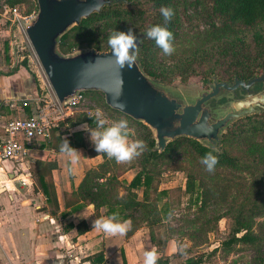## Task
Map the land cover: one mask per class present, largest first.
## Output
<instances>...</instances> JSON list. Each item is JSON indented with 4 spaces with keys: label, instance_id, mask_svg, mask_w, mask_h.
<instances>
[{
    "label": "trees",
    "instance_id": "trees-1",
    "mask_svg": "<svg viewBox=\"0 0 264 264\" xmlns=\"http://www.w3.org/2000/svg\"><path fill=\"white\" fill-rule=\"evenodd\" d=\"M128 4H116L106 7L100 14H94L83 20L80 26L63 36L59 48L64 54L74 52V47L90 48L98 51L111 49L108 40L85 37L80 39L77 45L70 46V37H80L86 34L87 30L95 24L117 23L128 20L129 24L121 31L126 32L132 28L136 35L147 31L150 26H166L174 34L173 44L180 38L182 20L177 11V3L180 0H125ZM10 6H30L28 16L36 7L32 0H7ZM161 7H171L174 15L170 22H165L160 13ZM190 7L193 8L199 18L205 19V28L198 33V41L203 43L193 53L185 56L167 71L159 63V55L163 52L154 40L144 41L143 47L139 50V58L146 74L156 80L171 82L174 78L186 81L192 75H200L203 63L206 62L208 51L217 56V67L209 74L217 75L221 81L235 80L236 78L248 81L264 74V0H192ZM189 7V8H190ZM35 9V10H36ZM212 48V49H209ZM9 51V45L6 52ZM20 68L28 70L27 63L19 64L16 68L7 71H0V76H13ZM84 97V93L82 94ZM27 107V106H26ZM29 108V107H28ZM121 119L132 122L140 128V139L147 144V150L138 158L127 164H118L114 159H109L104 153L93 152L88 147L85 139V131H77L76 128L87 124L92 128L96 127L95 117H90L86 112H78L65 121L60 122L51 130L49 140L35 144L36 150L48 151L56 155L63 154L60 149L64 139L69 145L77 150L85 149L91 157L102 156L103 162L97 167L89 169L83 177L77 190L64 193V206L69 213H62L66 218L85 206H93L94 212L90 214L89 221L83 220L77 225L73 222L64 226L63 231L71 232L76 230L79 236L90 231L93 219L107 217L119 212L121 220L132 221L131 229L127 232L126 239H130L139 230L146 227L150 231L148 235L152 245L160 255L157 264H171L170 258L164 255L168 242L171 238L157 240L154 229L163 224V218L157 206V198L167 194L168 191H160V184L163 171L160 163L166 155L173 154L181 148H187L195 158L192 166L182 170L186 171L187 183L185 193L195 196L200 202L199 214L193 220L199 224L204 233L203 245L208 243L209 233L216 229L225 215H217V208L221 204H228L233 198L237 209H231L232 214V235L226 245L241 244V248H247L254 252L253 264H264V230L262 225L256 226V219L264 217V192L256 188L254 198L247 200L244 204H238L233 197L235 184L230 173L241 172L256 176L261 171L264 162V152L258 145L249 143L252 136H264V112L249 116L234 123L222 137L221 152H213L219 158L214 172H208L201 158L213 150L199 143L198 141L180 138L169 143L167 149L159 154L155 151L156 141L152 131L142 123H138L126 115L110 109ZM4 115L11 112L3 113ZM31 115V114H29ZM135 127V128H136ZM65 128V130H63ZM137 129V128H136ZM72 130L74 132H72ZM72 132V133H70ZM130 136V134H129ZM134 136V135H131ZM130 136V137H131ZM246 147V156L234 155L232 150L235 147ZM36 168L29 175L34 179L35 193H41L47 206L45 210L50 211L51 216L59 212V200L52 173L59 169L58 162L36 161ZM139 168V169H138ZM177 167L175 170H180ZM136 171L134 178L127 183L121 181L123 175L129 171ZM114 171L115 174H111ZM110 176V177H108ZM261 182L262 180H258ZM126 184V185H123ZM126 186L127 198L121 200L117 193V186ZM143 190V200H140L137 192ZM106 208V213L101 209ZM139 212V214H135ZM238 237V235H240ZM179 249V246H178ZM217 249L213 251L216 253ZM179 254L177 251L176 255ZM93 264H105L103 253L98 254ZM203 255L193 259H186L185 264H203Z\"/></svg>",
    "mask_w": 264,
    "mask_h": 264
},
{
    "label": "rangeland",
    "instance_id": "rangeland-1",
    "mask_svg": "<svg viewBox=\"0 0 264 264\" xmlns=\"http://www.w3.org/2000/svg\"><path fill=\"white\" fill-rule=\"evenodd\" d=\"M32 1L35 2L36 6L38 7L37 0ZM191 1L192 0H180L177 3V11L182 20V26L180 30V38L176 43L173 44L175 51L172 55H165L163 52L159 55V63L167 71H170V69L176 65V61L193 53L203 43L202 41H198L197 37L198 33H200V31L205 28V19H201L198 17V15H196L193 8L190 7ZM122 4H128V2L125 1ZM1 5L2 0H0V11ZM29 7L30 6L27 5L21 7V12L23 15L29 12ZM35 9L36 7L33 8V11L28 16L34 17L38 12V8L36 10ZM22 23L23 22L14 24L11 21L8 22V27L11 28V31L13 33L10 42H13L14 46L12 48V46L8 44L9 51L6 52L5 56L2 57L8 67L5 71L12 70L19 64H22L24 62L27 63L31 79L30 82L37 88V94L35 96L36 102H32V104L29 105V108L25 107L27 109L26 112H22L19 110L14 111V117L25 118L29 116V114L44 111L49 115L52 121H56L58 125L60 122L65 121L67 118L56 120L59 118V115L56 112L55 106L53 105L54 103L51 102V98L47 96L46 91V86L50 88L51 86L26 36ZM128 24V20L109 24H95L87 30L86 34L83 35L82 38L70 37L68 43L70 46L77 45L80 39L83 40L85 37L99 38V40L102 41L108 40V37L112 34L113 31H121ZM72 29L67 34H69ZM84 49L90 48L79 49L77 48V46H75L74 52H78ZM210 51L211 50H209L208 54H206L207 60L205 63H203L200 75H192L186 81H183L180 78H174L171 82L156 79L155 80L160 84H163L170 89L180 93L186 99L195 98L199 94L205 91H209L210 86L213 83V77L217 76H211L209 74V71L215 69L218 66L217 56L214 57V54H211L213 52ZM218 80L221 81L219 77ZM230 81L233 80L230 79L226 82ZM263 89L264 85H262V87L256 88L257 91ZM242 98H244V93L241 90H237L235 95L231 92L223 91L212 101V105L221 107L223 109L231 105L232 102ZM28 101H30V99ZM21 104V107L23 108L24 105L23 103ZM98 108L102 110L104 114L103 118H105L108 122L105 125L106 127L110 126L112 121L121 119L117 114H114L110 110L111 108L106 104L104 95L98 92H84V98L80 105L73 111V115L78 112H86L90 116V113H96V109ZM128 124L130 136L134 135L131 137L129 136L130 140L140 139V128L138 129V127H136L130 121H128ZM76 129H78L77 131H84L81 129V126ZM63 130H65V128H63ZM72 132L74 131L72 130ZM84 134V137L88 143V147L93 148L92 151L95 152L94 145L90 139V134L86 131L84 132ZM248 141L249 143L258 145L264 152V136H252ZM246 151L247 150L245 146L238 148L235 147L232 150V153L234 155H239L242 157L246 156ZM36 161L39 160L30 158L29 162L25 164V167H23V169H12V173L16 177L13 180H16L18 187L21 185H25V182H23V180H17L20 176H22V174L26 175L27 178H31L33 180V184H35L34 179L29 174L36 168ZM194 163L195 158L187 148H181L175 153L173 152V154L166 155L165 159L160 163V168L163 171V176L159 189L160 191L167 190L168 193L162 194L160 196L155 195L153 197V199L157 198V206L160 210V215L163 218V224L161 226H157L154 229V232L157 240H165L166 237L171 238V240L167 244L166 250L164 251V255L170 258L171 264H185L186 259H193L202 255L204 258L203 264H253L255 254L252 250L247 248L242 249L241 244H225L231 238L233 231L231 209H237L236 205L233 203V198L228 201V204H221L217 208H215L217 211V215H225L226 218H223L221 221H219V223L216 224V229L212 233H209L208 243L204 245L202 244L204 240V233L201 229V226L193 222V220L199 214L198 208L200 206V202H198L196 194L195 196H192L184 192L186 189L187 174L186 171L182 169L192 166L194 165ZM125 164L128 165L129 163ZM0 166L5 168L6 170L8 168H12V164L8 163L7 161L1 162ZM177 167H180L181 169L175 170ZM261 167V171L256 176H251L241 172H234L229 174L231 179L234 180L235 189L233 197L237 199L238 204H244L247 200L254 198L256 195V188H259L260 191L264 192V162ZM111 172V174H115L114 171ZM135 173L136 171L134 170L129 171L128 173L123 175L120 180L122 182L126 181L127 183H129L134 178ZM259 179L262 181L259 182ZM26 183L29 184V182ZM123 185L116 187L117 193L119 194V198L121 200L126 199L128 195L127 191L125 190L126 186ZM15 190L16 188L10 191ZM33 193L34 192L32 190L30 195L31 199L28 201V203L30 204L32 200L40 202V198H37L38 196L33 195ZM137 194L139 199L143 200V190H139ZM106 211V208L101 209V213L103 214L106 213ZM90 214L91 213H88V215ZM135 214L137 215L139 214V212ZM170 214L171 218L169 219ZM58 218V215L55 217L52 216V220L57 221ZM258 225H262V228L264 230V217L256 219V226ZM142 229H147L148 232L150 231V229L146 227ZM239 236H241V234L238 235V237ZM215 249H217V252L213 253ZM177 251H179L178 255H176ZM67 254V247H63L58 250L60 259L65 260L64 264H71L70 260L74 259L75 256L69 257V255Z\"/></svg>",
    "mask_w": 264,
    "mask_h": 264
},
{
    "label": "water",
    "instance_id": "water-1",
    "mask_svg": "<svg viewBox=\"0 0 264 264\" xmlns=\"http://www.w3.org/2000/svg\"><path fill=\"white\" fill-rule=\"evenodd\" d=\"M124 2L37 0L38 12L22 24L57 100L66 106L82 92H98L111 109L144 124L154 133L155 151L159 154L180 138L198 141L220 153L222 137L234 123L264 112V92L251 91L256 83L264 82V74L248 81L236 78L230 82H221L214 76L209 91L186 99L146 74L139 56L132 67L121 69L114 62L112 49H84L68 55L60 51L62 37L72 28L106 7ZM146 33L136 35L139 50L148 40ZM237 90L245 92L244 98L223 109L212 105L223 91L235 95ZM117 102L126 104V109L120 110Z\"/></svg>",
    "mask_w": 264,
    "mask_h": 264
},
{
    "label": "crops",
    "instance_id": "crops-1",
    "mask_svg": "<svg viewBox=\"0 0 264 264\" xmlns=\"http://www.w3.org/2000/svg\"><path fill=\"white\" fill-rule=\"evenodd\" d=\"M13 33L8 27V22L0 11V71L4 72L7 65L2 56L6 54V47L14 43L10 42ZM29 71L20 68L17 74L9 77L0 76V113L12 112L11 103L14 102L19 111L26 112V108L32 102H36L37 88L30 82ZM30 99V101H28ZM25 103L27 107H21ZM25 108V109H24ZM8 115V114H7ZM3 124L0 123V133L3 132ZM78 130V129H75ZM81 157L75 166L70 165L69 158L64 155H56L48 151L35 150L32 158L42 161H57L58 170L52 173L59 200L58 220H52L49 210H45L46 199L41 193H35L33 180L25 185L17 186L15 178H12V169H23L24 165H17L12 161L9 171V181L14 183L16 190L10 191L7 185L0 192V264L12 260L14 264H64L60 259L58 250L67 247L71 264H93L94 258L103 253L105 264H143L144 253L156 248L152 245L147 229L139 230L130 239L126 236H108L102 231L93 229L85 235L79 236L76 230L63 231L64 226L73 222L75 225L83 220L92 219L88 213H93V206H85L66 218L62 213H69L64 206V193L77 190L85 173L97 167L103 162L102 156L91 157L87 150L79 149ZM27 164V163H26ZM68 167H74L69 173ZM6 170V169H5ZM18 180V179H17ZM27 186V187H26ZM40 198L39 201L31 199V192ZM56 215V216H57ZM160 257V255L158 254ZM171 256V255H170Z\"/></svg>",
    "mask_w": 264,
    "mask_h": 264
},
{
    "label": "clouds",
    "instance_id": "clouds-1",
    "mask_svg": "<svg viewBox=\"0 0 264 264\" xmlns=\"http://www.w3.org/2000/svg\"><path fill=\"white\" fill-rule=\"evenodd\" d=\"M160 13L165 22H170L174 11L171 7H161ZM147 38L154 40L156 45L163 51L165 55H172L175 51L173 46L174 34L168 30L166 26L159 24L150 26L147 29ZM108 45L112 49L115 57L114 62L123 69L125 66L132 67L136 62L139 54L137 45V36L132 28L124 31H113L108 37ZM120 110H125L127 105L117 102ZM104 117L101 109H96L95 124L96 127L89 128L87 124L81 125V129L90 134L91 142L94 145L97 153H104L109 159H114L118 164L130 163L134 159L140 157L146 150L147 144L144 140L129 138V124L126 119L112 121L110 126H105L108 122ZM211 130L208 131V134ZM61 153L66 155L70 160V165H77L81 154L71 147L69 142L64 139V144L60 149ZM218 151L213 148L212 152H208L201 158L203 164L208 172H214L216 165L219 163V158L213 152ZM67 171L72 173L74 167H68ZM171 214L169 215V219ZM132 221L121 220L119 212H115L107 217H100L93 221L92 227L97 231H102L108 236H123L131 229ZM143 264H157L159 259L158 253L155 249L146 251L144 253Z\"/></svg>",
    "mask_w": 264,
    "mask_h": 264
},
{
    "label": "built area",
    "instance_id": "built-area-1",
    "mask_svg": "<svg viewBox=\"0 0 264 264\" xmlns=\"http://www.w3.org/2000/svg\"><path fill=\"white\" fill-rule=\"evenodd\" d=\"M1 11L7 22L12 23L28 22L33 17L23 15L21 6H10L7 0H2ZM47 96L56 108V112L61 118H69L73 111L80 105L83 100V93H80L71 103L62 106L52 88L46 86ZM24 107L27 105L24 103ZM11 114L4 115L0 113V123L3 124V132L0 133V163L3 161H12L17 165H24L29 162L35 153V144L43 143L49 140L51 130L57 126L47 113L41 111L33 113L25 118L14 117L13 112L19 110L14 102L11 103ZM21 111V110H20ZM96 113H90L94 117ZM5 169V168H4ZM9 171L4 170L0 173V189L4 190L8 185ZM5 264H14L9 260Z\"/></svg>",
    "mask_w": 264,
    "mask_h": 264
},
{
    "label": "bare ground",
    "instance_id": "bare-ground-1",
    "mask_svg": "<svg viewBox=\"0 0 264 264\" xmlns=\"http://www.w3.org/2000/svg\"><path fill=\"white\" fill-rule=\"evenodd\" d=\"M4 168L2 166H0V173L4 172ZM18 180H23V182H30L29 178L26 177V175L22 174V176L19 177ZM12 181H9L8 186L10 190H13L15 188L14 183H11Z\"/></svg>",
    "mask_w": 264,
    "mask_h": 264
},
{
    "label": "flooded vegetation",
    "instance_id": "flooded-vegetation-1",
    "mask_svg": "<svg viewBox=\"0 0 264 264\" xmlns=\"http://www.w3.org/2000/svg\"><path fill=\"white\" fill-rule=\"evenodd\" d=\"M262 85H264V82L263 83H256L254 86L251 87V91L256 93V94H259V93H262L264 92V89L263 90H260V91H257L256 88L258 87H262ZM245 94V92H243Z\"/></svg>",
    "mask_w": 264,
    "mask_h": 264
}]
</instances>
